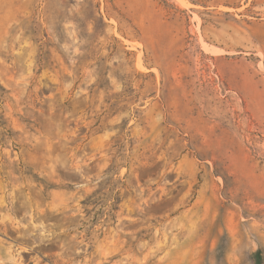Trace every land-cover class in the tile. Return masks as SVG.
Returning <instances> with one entry per match:
<instances>
[{
	"label": "rangeland",
	"instance_id": "374dc122",
	"mask_svg": "<svg viewBox=\"0 0 264 264\" xmlns=\"http://www.w3.org/2000/svg\"><path fill=\"white\" fill-rule=\"evenodd\" d=\"M264 0H0V264H255Z\"/></svg>",
	"mask_w": 264,
	"mask_h": 264
},
{
	"label": "trees",
	"instance_id": "16d2710c",
	"mask_svg": "<svg viewBox=\"0 0 264 264\" xmlns=\"http://www.w3.org/2000/svg\"><path fill=\"white\" fill-rule=\"evenodd\" d=\"M255 264H264V248L260 247L252 254Z\"/></svg>",
	"mask_w": 264,
	"mask_h": 264
}]
</instances>
